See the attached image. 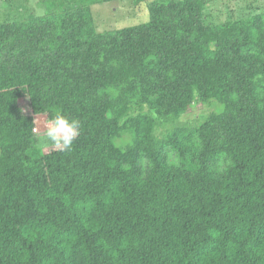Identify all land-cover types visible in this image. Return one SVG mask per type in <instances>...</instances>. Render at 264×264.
Segmentation results:
<instances>
[{
    "label": "trees",
    "instance_id": "obj_1",
    "mask_svg": "<svg viewBox=\"0 0 264 264\" xmlns=\"http://www.w3.org/2000/svg\"><path fill=\"white\" fill-rule=\"evenodd\" d=\"M105 1L0 23V264H264V9L134 0L146 22L99 31ZM57 107L71 151L33 130Z\"/></svg>",
    "mask_w": 264,
    "mask_h": 264
},
{
    "label": "rangeland",
    "instance_id": "obj_2",
    "mask_svg": "<svg viewBox=\"0 0 264 264\" xmlns=\"http://www.w3.org/2000/svg\"><path fill=\"white\" fill-rule=\"evenodd\" d=\"M46 0H0V23L4 21H21L30 14L42 15L46 10ZM205 12L208 21L221 23L230 16L238 17L254 11L264 9V0H206ZM93 17L99 31L121 28L146 22L149 17L147 1L110 0L96 2L92 5ZM26 112H30L27 100H22ZM215 109L214 103H193L181 116L180 124H196L203 120ZM46 116V115H43ZM37 118V116L35 117ZM40 138L43 136L42 127L38 128ZM158 133L165 134V129H158ZM45 150H50V145Z\"/></svg>",
    "mask_w": 264,
    "mask_h": 264
},
{
    "label": "clouds",
    "instance_id": "obj_3",
    "mask_svg": "<svg viewBox=\"0 0 264 264\" xmlns=\"http://www.w3.org/2000/svg\"><path fill=\"white\" fill-rule=\"evenodd\" d=\"M51 116L37 114L34 119V132L42 127L43 141L59 151H71L82 130V122L79 118L66 114L61 108L50 110Z\"/></svg>",
    "mask_w": 264,
    "mask_h": 264
}]
</instances>
